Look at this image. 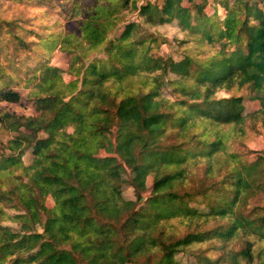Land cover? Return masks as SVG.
I'll list each match as a JSON object with an SVG mask.
<instances>
[{
    "label": "trees",
    "instance_id": "16d2710c",
    "mask_svg": "<svg viewBox=\"0 0 264 264\" xmlns=\"http://www.w3.org/2000/svg\"><path fill=\"white\" fill-rule=\"evenodd\" d=\"M186 1L64 0L77 28L56 35L0 10V102H19L11 83L24 82L36 112L0 109L8 134L0 139V264H137L142 255L159 256L153 264H182L174 261L178 250L199 264H264V149H246L254 156L246 161L226 143L240 139L223 129L264 117V0H212L207 10L209 0ZM134 13L149 26L174 22L182 57L151 54L158 38L137 34V23L127 22ZM47 42L71 54L74 78L65 81L41 61L22 77L30 66L20 57ZM93 50L103 56L89 58ZM246 100L260 106L245 112ZM126 167L135 197L149 194L137 209L123 196ZM197 167L202 177L186 189ZM178 218L194 230L167 244L164 224ZM210 220L220 223L206 231ZM198 242L208 245L188 249Z\"/></svg>",
    "mask_w": 264,
    "mask_h": 264
},
{
    "label": "rangeland",
    "instance_id": "374dc122",
    "mask_svg": "<svg viewBox=\"0 0 264 264\" xmlns=\"http://www.w3.org/2000/svg\"><path fill=\"white\" fill-rule=\"evenodd\" d=\"M64 0H3L2 5L0 6L1 15L7 17V18H17L21 21V23L31 29H34L42 34H52L56 35L59 32H68V31H76L77 24L75 23L74 19L69 18L68 13V7L65 5L64 7L60 5ZM184 2L187 4V1L184 0ZM198 3H204L203 0H197ZM207 3V2H206ZM214 3V2H213ZM212 0H209L208 3L204 6V10H207L209 6L213 5ZM216 8L218 9L219 14L223 15V8L220 4H216ZM239 5V3L237 4ZM243 10V9H242ZM128 21H135L138 25L137 34L144 33L145 31L155 33L157 36L156 44L152 49L149 50L151 54L155 55H171L175 59H179L182 56L179 54V46L176 44V41L174 38H181L183 37V34L181 33L180 29L176 26V24L173 23H165L157 26H149L144 23L143 19L137 15V13H134L132 15H129L127 18ZM123 30V28H119L117 30V34L120 33ZM136 34V35H137ZM53 37V36H51ZM195 38H192V42L195 41ZM49 45H41L36 48V51L31 53V55L24 53L22 55V58L20 57V61L22 60L23 66L29 65L30 68H24L25 70L22 71V77H25L27 79L30 75H28L29 71L33 69L32 67L39 65L41 62L48 64L51 67H54L58 72H61L64 80L69 81L70 78H74V70L73 74L68 72L70 71V59L71 54L66 52L65 50L58 47V45H54L50 42H47ZM10 46L13 47V42H11ZM38 48V50H37ZM182 50V48H180ZM178 51V52H177ZM103 53L102 50L92 51L88 57H102ZM39 57V59H38ZM14 60V58H12ZM41 61V62H40ZM90 60L87 62L89 63ZM41 69H36L35 75L40 73ZM9 75L14 74L15 72L13 69H9ZM157 72L149 73L150 75H154ZM15 76L17 74H14ZM6 76V78L8 77ZM169 77L172 79L175 78V75L171 72L168 74ZM4 78V79H6ZM8 79V78H7ZM13 86H15V89H17L22 98L17 103H5L0 102V109L1 110H8L10 112H14L16 115H22V116H31L36 114L33 102L28 99L27 93L29 90V87L25 86L24 82L19 83L18 85L11 83ZM231 94H237L235 91H232ZM218 97H229L230 93L220 92L217 95ZM245 112H252L253 110L257 109L260 104L258 101L253 100H246L245 101ZM264 121L263 116H258L256 118H249L247 117L238 127L234 128L231 125H224V133H229V135H234L235 137L240 139H234L233 136L228 137L226 139V143L228 145V149H230L233 152H242L245 154L246 149H253V150H260L264 149V139L262 137V131L264 130L262 127ZM72 128L69 127V131H71ZM115 130L116 127L112 128V132L110 133L111 140L115 144ZM8 138V134H6L1 128H0V139L5 141ZM226 138V137H225ZM168 140V139H167ZM168 141H174V140H168ZM168 141H165L166 143H170ZM99 154L101 155H110L111 153L113 155H117L115 152H108L104 150L103 148L99 149ZM32 158L31 151L26 152L22 159L25 164H28ZM242 159L246 161H252L254 159V156L246 153L244 156H242ZM202 168L197 167L195 171L193 172L192 181L190 184L186 187V189H191L195 186L197 183V178L202 177L201 175ZM20 170L17 169L15 174H19ZM134 177V173L126 167V172L123 174V179L127 182V184L124 185L123 188V196L128 200L136 201L135 208L145 205V197H147L148 191L143 192L140 197L137 199L135 196L134 186L131 183V179ZM197 180V181H196ZM152 178L151 176L147 177L146 183L148 187L152 185ZM9 183L5 184L4 187H9ZM149 189V188H148ZM258 197H260L258 195ZM254 203L258 202V198L253 200ZM46 204L48 207L53 206V200L51 197H47ZM201 210H204V207H200ZM9 212H12V209L8 210ZM122 217V216H121ZM124 218V217H123ZM122 218V219H123ZM2 224L10 225L11 227L17 229L18 226L16 223H12L6 220L1 221ZM189 222L182 219H172L168 223L165 222L164 228L162 229V236L165 237V242L173 243L176 240L180 239L182 236H184L186 233L191 232L194 230L193 224H188ZM220 223V220H210L207 222L206 225H203V228L206 231H210L213 227L217 226V224ZM39 231L42 230L41 227L38 228ZM153 235L156 238L160 239V235L155 231ZM193 245L189 246L188 249L192 250L194 252H198L199 250L204 249L208 242L205 243H192ZM209 255L211 257H217L218 253L215 251H209ZM159 258V256H155L153 260L146 259L144 255L137 258V264H153L154 261ZM181 261L182 264H199L197 261V258L194 254H189L183 250H178V252L174 255V261Z\"/></svg>",
    "mask_w": 264,
    "mask_h": 264
}]
</instances>
